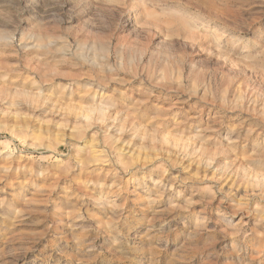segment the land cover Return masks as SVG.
I'll use <instances>...</instances> for the list:
<instances>
[{"label":"clouds","instance_id":"9594fccd","mask_svg":"<svg viewBox=\"0 0 264 264\" xmlns=\"http://www.w3.org/2000/svg\"><path fill=\"white\" fill-rule=\"evenodd\" d=\"M0 264H264V0H0Z\"/></svg>","mask_w":264,"mask_h":264}]
</instances>
